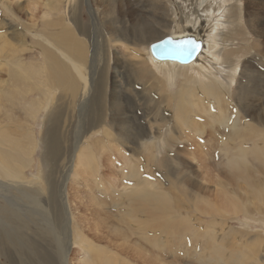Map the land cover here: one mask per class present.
<instances>
[{"label":"rangeland","instance_id":"1","mask_svg":"<svg viewBox=\"0 0 264 264\" xmlns=\"http://www.w3.org/2000/svg\"><path fill=\"white\" fill-rule=\"evenodd\" d=\"M38 1L36 3V0H0V37H2L0 61L3 58L7 62H13L11 65H19V76L24 75L20 73L25 71L28 74L23 78H8L7 71L9 73L10 69L7 70L5 66L3 69L0 68V84L3 87V92L0 94V126L10 127L12 131L22 128L25 132L30 130L33 132L37 148L35 147L32 163L24 171L25 178L38 180L41 176V186L43 192L50 196L49 205L53 215L60 220L63 215L64 218L67 216L66 220L63 219L68 223V228L67 226L65 228L61 222L56 226L50 218V224L55 231L47 235V238L51 239L54 234L60 245H64L67 241L63 262L57 257L53 245L48 248L45 242L41 241L40 235H32L33 241L26 238L21 240L32 242L38 247L43 242L44 245L40 246L46 250L37 253L43 257L46 256L45 264H82L85 260L87 262L94 260L95 263L97 254L103 258L110 253L117 255L119 259L122 257L121 261L125 260L122 261L124 264L127 262L128 264H222L221 260L214 257L209 260V255L214 256V253H211L213 252L211 247L217 246L223 238L226 254H224L225 249L221 252L225 257L232 253L231 248H233L239 252L242 264H264V217L259 218L257 212L252 218L245 217L241 207H238L248 206L249 210H253L261 203L247 193L241 180L236 182L229 180L231 173L228 168H225L227 166L221 153V149L225 146L221 142L224 140L223 133H221L220 141L213 140L209 144L206 143L207 138L210 137H208L209 128L207 127H210L208 123L212 122L211 117L219 116L217 108L214 106L208 111L206 117L200 114L201 110L198 112L200 128L196 130L186 125L192 119L195 109L188 115V121L182 122L177 119L178 113L182 114V109L173 101L172 95L178 92L179 87L190 81L198 82L197 79L202 81L203 77L193 74L190 66H188L190 71L181 70L176 76L173 75V78L166 76L165 79V73L158 71L154 66L155 72H152L148 57L149 50L147 51L146 46L167 33L177 35L184 31V27L189 26L186 20L181 18L180 11L174 16L172 22L166 23L167 26L159 23L158 16L165 13L163 9L160 11L161 4L163 2L166 4L168 1V6H171L173 0L171 4H169L170 0H123L124 4L118 7L119 11L125 13L126 22L131 23L130 25L135 27L134 31L140 33L136 43L137 46H141L140 49H137L135 43L131 44V47L127 46L129 42L125 39L130 38L131 33L126 29L123 33L125 38L122 39L123 44L113 42L108 37L101 12L93 13L88 0H78L80 3H77L75 8L72 7V3H68L69 0H62V6L57 12L62 10L63 14L57 13L48 18H64L65 16L64 23L72 25L74 17L71 13L80 12L82 21L74 29L82 40V45L86 46L82 73L86 75L83 76L92 87L85 98H81L82 90L76 96H73L71 92L68 94L63 92L61 88L51 90L50 94L54 96L53 102L59 109L53 107L52 110L59 115L54 113L48 131H45L48 126L45 121L47 111L41 110L38 113L43 104L37 107L29 106L33 100L43 101L41 94H43L44 85L39 84V74L44 75V73H41L39 68L44 66L45 51L48 49L40 37L49 38L55 31L53 27L49 29V26L44 24L48 18L43 14L49 12V7L45 0ZM105 1L107 4L109 0ZM191 1L189 3L198 8L194 14L201 13L200 8L207 5V2L199 5L200 0ZM130 2L132 5H129ZM214 9L215 13H212L214 20L209 21L207 25L204 23L203 27H196L195 30L200 36L205 38L206 35L209 39L207 34L215 28L216 20L219 24L218 32L221 34V40H224L226 44V48L218 52L219 57L223 58V67L229 71L232 64H238L234 70V81L226 77V72L220 70L222 72L219 76L223 83L230 81L227 99L232 101V104H227L229 109H226L224 113L227 115L233 112L234 107H237L236 109L240 112L255 110L259 113L264 108V0H221ZM83 15L86 17L84 18ZM92 22L97 36L94 47L92 43L87 42L88 39L91 41L94 39ZM147 31L150 32L147 33ZM53 53L58 57L54 50ZM135 55L141 56V59L135 58ZM143 57L148 61L147 64L136 63L143 60ZM199 58L202 59V57ZM204 58L202 63L206 64L208 69L216 67L215 61L211 62L207 57ZM196 62L194 65L198 66ZM141 66L146 68L143 69ZM141 70L142 72H139ZM191 73V77H188ZM194 75L196 78H193ZM100 88H102L101 93L98 91ZM119 89H122L121 92H116ZM95 93L102 96L100 108L103 107V109L99 113V115L102 113V118L98 117L96 112L98 101L94 100V96L97 97ZM44 98L48 99L46 96ZM87 98L90 99L87 100ZM46 107L47 105H43V108ZM224 108L225 106L219 111H223ZM57 117L59 119H55ZM98 119H101L102 123L98 122ZM244 120L257 125L246 117ZM212 123L215 127L219 125L216 122ZM104 129L110 133V137L105 135ZM199 130L205 132L201 138L196 135ZM190 136L198 138L196 142L199 140L197 144L200 146L196 145V142L192 144L193 139ZM150 137L154 139V143L151 142ZM202 139H204L203 142ZM201 142L204 146H201ZM211 148L212 150L209 151ZM213 150H217L216 154ZM81 151H83V160L79 167L75 165L74 159ZM71 159L73 161L71 168H74L76 172L64 167V164H70ZM187 162H191V175H187L188 170L183 167L188 164ZM214 162L218 164L215 166ZM249 165L254 171L255 162L249 161ZM132 166L138 170V176H125ZM251 173L255 178L258 179L259 176L260 179V172ZM141 180L143 183L150 182L149 190L158 192L160 195L164 194L165 196H162L167 201L171 200V218L174 217L175 220L184 218L188 223L190 230L185 237L187 247L175 245L172 241L162 247L160 243H162L161 240L163 241L164 234L160 236L159 231L153 234L152 231L143 232L134 227L136 217L134 215L137 211L132 209L127 190ZM219 183L228 186V191L235 194L237 201L243 197L245 199L240 200L238 206L231 208L232 206L230 207L224 201L225 194H221L222 189ZM2 191L8 198L6 202L9 205L12 206L14 203L11 195L15 194L19 199L18 208L27 206L22 202V195L16 191L12 192L13 189ZM43 192L40 189V193L43 194ZM59 196L62 197L63 205L58 203L61 200ZM230 199L233 205H237L235 198ZM38 200L43 203L41 198ZM44 206L46 208L45 204ZM42 209L41 206L36 208L29 206L21 210L26 214L32 210L33 216H36L35 222L31 221V216L27 217L31 229L45 233L47 227L38 226L39 222L46 224L42 220L48 219ZM19 213L21 214V211ZM10 217L12 220V216ZM243 233L246 235L243 236ZM212 235L216 238H212ZM44 236L46 233L42 234V238ZM196 237L197 240H195ZM206 245L211 246L208 248ZM90 246L92 249L87 250L86 248ZM203 246L204 248H201ZM1 247L3 246L0 245ZM96 250L99 252L95 253ZM3 251H5L4 255L0 252V264H7L10 259L14 262L19 259L24 262L29 260L19 257L13 249L6 247ZM119 259L117 264H121ZM33 263L32 261L31 264Z\"/></svg>","mask_w":264,"mask_h":264},{"label":"bare ground","instance_id":"2","mask_svg":"<svg viewBox=\"0 0 264 264\" xmlns=\"http://www.w3.org/2000/svg\"><path fill=\"white\" fill-rule=\"evenodd\" d=\"M37 1L38 0H36V3H37ZM88 1H89L90 8L93 11V13L96 14V13L101 12L102 22L104 24L105 29L108 31V37L113 42L123 44L122 39H125V38H123V33L126 29L127 31H129L131 33V37L125 39L129 42L127 44V46L131 47L130 45L135 43V46L137 47V49H140L141 46L139 47L136 45V43L138 42V39L140 38V35H139L140 33L138 34L137 32L134 31L135 27L130 25L131 23L126 22L127 18H126L125 13L119 11V9H118V7L120 5L124 4L123 0H109L107 4H106L105 0H88ZM176 1L177 0H173V3H172V0H170L169 4L172 3L171 6H168V4H167L168 1H166V4H164V2L162 1L163 3L160 6V11L163 9L165 11V13L164 14L161 13L158 16L159 23L162 26H167L166 23L172 22L174 19V16L177 14L178 11H180L179 13L182 15L181 18L183 17L186 20L187 24H189L188 28L184 27V31H182L181 33H178L177 35H173V34L169 35L168 33H167V35L172 39V41H174L176 43L194 44L198 48V52L196 54V57L194 59H192L191 61H189L187 63H179L175 60H158L150 54V52L148 51L149 49L147 48L149 61L151 62L150 64L152 65V67H151V69L153 70L152 72H155V70L153 69V66H154L158 71L165 73V79H166V76L173 78V75L176 76V74H178L179 71H181V70L190 71L188 69L189 68L188 66H190L193 69V71H192L193 74L199 75L200 77H203L202 81L200 79H197L198 82L192 83L193 81H190L189 83H186V85L179 87L178 92L174 93L172 95L173 101L177 105L181 106V109H182V114L178 113L177 119L179 121H182V122L186 121L188 115L193 111V109H195L196 111H194L192 113V119L189 122H187L186 125H187V127L191 128L193 130H196V129L200 128L199 124H198V121H199L198 112L201 110L200 114L202 113L206 117V115L209 113L208 111H210L214 106L217 108V110L219 112L218 113L219 116L217 114L218 117H216V118L211 117L210 120H212V122L218 123L219 128L215 127L213 125V123L210 121V123H208V124H210L209 125L210 127H207V128H209L208 129L209 134L208 133L207 134H208V137L209 136L210 137L207 138V141L206 140L205 141H206V143L208 142V144L211 143L213 140L214 141L215 140L220 141V139H222L221 133H223L224 140H222L221 142L225 146L223 148L220 146L222 148L221 149L222 152L221 151L220 152L222 153V159L225 160L224 162L227 166L225 168H228V171L231 173L229 175V180L231 182H236V181L241 180L243 182V184L245 185L244 188L246 189L247 193L251 197H253L254 199H258L261 204L259 206L257 205L258 207H255L253 210L250 209L251 211L248 209V206H243V208H242V206H238V202L240 204V200L243 201V199H245V197H243V199H240L239 201H237L236 200L237 197L235 196V194L228 191V186H224L221 183H219V186L222 189L221 194L222 195L225 194L224 201L227 204H229L230 207L232 206L231 208H233V206L234 207L238 206L239 208L241 207L240 209H242V212H243L245 217L252 218V217H254L255 213L257 212L259 214V218L262 219L264 217V108H262V111L257 113L255 110H243L240 112L239 110L236 109L237 107L236 108L234 107L235 110L233 112L231 111L227 115L224 113L226 109H229L227 104H232V101L227 99L229 97V93L227 92V90L230 88V81L223 83L219 74L222 71H224V72H226V77L232 78L234 81V78H235L234 70L236 67H238V64L237 63L232 64L231 69L229 71H226L224 69L223 64H222L223 58L219 57L218 52L222 48H224V47L226 48V44L224 43L225 42L224 40H221V37H220L221 34L218 32L219 24L216 20H215V28L212 29L211 31H209L207 34V35H209V39L206 37V35H205V38L200 36L199 32L195 30L196 27H198V26L203 27L204 23L207 25V23L209 21L214 20L213 14L215 13V9H214L215 5L217 3H219V1H221V0H200L199 5H202L204 2L205 3L207 2V5L204 4L205 6L203 5L204 7L200 8L201 13H199V14L198 13L194 14V13H196L198 8H196L194 6V4L189 3L191 0H183V1L179 0L178 2H176ZM45 2L47 4V6L49 7V12L47 11L48 13L43 14L46 18L50 17L51 15L53 16L57 13L60 14L61 12L63 14L62 10L60 12H57L62 6L61 5V3L63 2L62 0H45ZM154 2L156 3V1H154ZM191 2H193V1H191ZM68 3H72V7L75 8L77 3H80V1L69 0ZM157 4H158V2H157ZM129 5H132V2H130ZM212 10H213V12H212ZM223 11H224V9H223ZM64 13L66 14L67 12L65 11ZM71 15H73V17H74L72 19V25L64 23L63 19H65V16H64V18L63 17L62 18H58V17L57 18H54V17L48 18L44 22V24L46 26H49V29H52L51 27H53L55 29V31L53 32V34L49 38L40 37V39L44 42V44H46V47L48 49L46 51L44 50L46 53L44 66L42 68H39V69H41V73H44V75H45L44 76V75L39 74L40 75L39 76V78H40L39 84L42 86L44 85L43 94H41V95H43L42 96L43 101L41 99L35 98L36 100H33L29 106L37 107V106H40L42 104L47 105L46 108H43V105H42V107L38 111V113L41 110L47 111L45 121H47L48 126H47L45 131H48V128L50 126V122L52 124L51 119H52V116L54 115V113L59 115L57 112H54V110H52L53 107L57 110H59V109L57 106H55V102H53L54 96L52 97V95L50 94L51 90H55V88L56 89L61 88V90L63 92H65L67 94L69 92H71L73 94V96H76L78 94V92L80 90H82L81 98H85L87 96V94L89 93L90 87H92L91 84L88 83L86 77L83 76L85 74L82 73V65H83L82 61L84 59V50L86 49V46L82 45V40L78 37L76 29H74V27H76V25L80 21H82L80 18V12L77 13L76 11H73L71 13ZM83 16H84V18L86 17L85 15H83ZM215 16H216V14H215ZM59 17H60V15H59ZM185 20H183V21H185ZM151 21H154V20H151ZM114 24H116V25H114ZM86 25H88L87 22H86ZM151 28H152V26H151ZM186 28H187V30H186ZM91 29H92V32H94V39L92 41L88 39L87 42L88 43L90 42V44L92 43L91 45L94 47V44L97 43V36H96V32L94 31V23L93 22H92ZM164 29H166V27H164ZM148 32H150V31H147V33ZM163 36H166V35H163ZM149 37H150V35H149ZM83 38H85V37H83ZM0 39H2V37H0ZM144 39H146V38H144ZM192 42H194V43H192ZM4 43H6V41H4ZM6 45H4V46H6ZM143 47H145V46L143 45ZM146 47H149V45ZM53 50L57 53L58 57H56L54 55ZM134 50H135V48H134ZM140 57L136 56L135 58H140ZM199 57H202V59H200ZM204 57H207L208 61H211V62L215 61L216 67L214 66L215 68L208 69L205 66L206 64L202 63L203 60H205ZM135 58H132V59L134 61H136ZM8 61H11V60H8ZM196 61L198 62V66L194 65V63ZM6 62L7 61H5L2 58V60L0 61V68L3 69L5 66V67H7V70L10 69L9 73L6 70L8 78L18 79V78H23L24 75H26V77L28 76L27 71H25L24 73H20V74H24V75L19 76L18 71L20 70V66L19 65H11L13 62L12 63L7 62V64H6ZM197 62H196V64H197ZM9 63H10V65H8ZM136 63H141L143 65L144 63L147 64L148 61L145 60L143 57V60H139ZM149 66L150 65H148V67ZM141 67L144 69L145 66L144 67L141 66ZM138 70H140L139 66H138ZM220 70H222V71H220ZM133 71H135V70H133ZM139 72H142V70ZM140 75L142 76V74H140ZM191 75H192V73L188 77H191ZM195 75L193 76V78H196ZM117 81H119V80L117 79ZM0 83H1V81H0ZM166 85H167V83L165 84V86ZM0 87H2L1 84H0ZM64 88H65V90H64ZM29 90H31V89H29ZM120 90H122V89L116 90V92L120 91ZM98 91L101 93L102 88H100ZM2 92H3V87L0 88V94ZM95 94L97 95V97L94 96V100L96 99L98 101L96 103V112L99 115L100 111H102V109H103V107L100 108V102L102 100V96L99 93H95ZM113 95H116V94H113ZM119 95L121 96V94H119ZM45 96L48 97V99H45L44 98ZM0 97H1V95H0ZM118 98H116V99H118ZM89 99L87 98V100H89ZM76 102H77V100H76ZM224 106H225L224 110L219 111V110H222V108ZM116 111H117V109H116ZM59 117H57L55 119H59ZM98 117L102 118V113ZM244 117L248 118V120H250V121L255 122V124H257V125H254L253 123H249V122L245 121ZM97 121L101 122V119H98ZM216 123H214V124H216ZM94 127H95V125H94ZM16 128H18V127H16ZM120 128H122V126ZM220 128H223V129H220ZM203 130H199L198 133H196L197 131L195 132L196 135L198 136V138H201L203 136V134L205 133ZM103 132L105 133V135L107 137L108 136L110 137V133H107L105 131V129ZM144 134H146V136H148L147 133H144ZM132 136H134V135H132ZM190 137H188V138H190ZM204 137H207V136L204 135ZM34 138L35 137H33V132L31 130L29 132H25V131H23L22 128H20L19 130L16 129V130L12 131V129L10 127L0 126V242L2 243V244L0 243V245L3 246L0 248V252L2 253V255H4L5 251H3V249L7 247V248H10V250L13 249L19 257H25V258L29 259L27 262H24L22 259L16 260V262H14L13 259H10L7 262V264H31L32 261L34 262L33 264H36L37 262H40L39 264H45V257L46 256L43 257L39 253H37L38 251L44 252V250H46L42 247L44 245V243L41 242L40 245H42V246L39 245V247H38L37 245H35L32 242H26V241L21 240L23 238H26L30 241H33L32 235H37V234L40 235L41 241H44L45 245L48 248H50V246L53 245V250H55V252L57 253V255H58L57 257L60 258V261L63 262V258H64V250H65V245H66L67 241L64 243V245H62V244L60 245V243H58V240L56 239V237L53 233H52L53 237L51 239H48L47 235L51 231H55V229H53V226L50 224V222H51V221H49L50 218L53 219L56 226H58L61 222L65 228H66V226L68 228V223L65 221L67 216H65V218H64V215H63V218L65 220L63 218H62L63 220L62 219L60 220L59 217L53 215L52 210H51L50 205H49L50 196L48 194H46V192H43V188L41 186V181H40L41 176L38 178V180L32 179L33 181L27 180L25 178V172L24 171L26 168H28L30 166V164L33 161L32 156H33V153H34L35 147H36V143L34 142ZM115 138H116V136H115ZM191 138L193 139L191 143L195 144L196 139H198V138H195V136L191 137ZM150 140L152 143H154V139H152V137H150ZM203 140L204 139H202L201 141L203 142ZM141 141H142V139H141ZM198 141L199 140H197V142ZM197 142H196V145H198ZM202 142H201V146L202 145L204 146V144ZM198 146H200V145H198ZM211 150H212V148L209 151H211ZM218 150H220V148H218ZM216 151H214L215 154H216ZM44 156L47 159V156L45 154H44ZM188 156H190V155H188ZM249 159H251V160H249ZM82 160H83V151H81L79 154L76 155V157L74 159L75 165L80 167L82 164ZM249 161L255 162L256 167H255L254 171H252L253 167L249 165ZM72 162L73 161L71 159L70 164H68V165L64 164V167L70 168V171L72 169L74 170V168H71ZM184 162H185V160H184ZM187 163L188 164L184 165L183 167L186 170H188L187 175H191V173H190V172H192L191 171L192 166H190L191 162H187ZM217 164H218V162H214L215 166ZM195 171H196V169H195ZM251 172H254V173L260 172V175H261L260 179H259L258 174H257V176H258L259 180L257 178H255ZM194 174H196V173H194ZM131 175L132 176H138V170L136 169L135 166H132V168L130 169V172H128V174H125V176H131ZM142 180H144V178ZM142 180L139 181L137 184L134 183L135 185L132 186V188H129L127 190V196L130 198V201L132 203V209H135L137 211L136 214L134 215V216H136L134 218V223H133L135 226L133 224L132 225L135 228L136 227L139 228L143 232L149 230V231H152L153 234L155 231H159L160 232L159 234H161L160 236H162V234H164L162 236L163 241L161 240L162 243H160L162 245V247L165 245L167 246L171 241L175 245H179V246L183 245V246L187 247V242L185 240V237H186L187 232L190 230L188 223H186L184 218H180L179 220H175L176 218H174V217H173L174 219L171 218V214H170V209L172 208L171 207V203H172L171 200L168 199V201H167V199L164 197L165 196L164 194H162V195H164V196H162L158 192L149 190L148 188L151 186L150 182H148V183L144 182L143 183ZM39 188L42 190L43 194L40 193ZM3 189L4 190L5 189H8V190L13 189L14 191H12V192L15 193V191H16V193L22 195V202L27 206H21V209L22 208H28L29 206L35 207V208L37 206H41L43 208L42 211L47 216L48 219L42 220L46 224L39 222L38 226L44 225L47 227V229L44 231L46 233V236H44L42 238V234H45V233H42L39 231H34L31 229L27 217L31 216L32 217L31 221L35 222L34 219H36V216H33L32 210H29L26 214L24 211H22L20 208H18L20 206V204L18 203L19 199L15 194L11 195V198L14 200V203L12 204V206L9 205L6 202L8 200V198L6 196H4L3 191H2ZM31 190H35L36 192H33ZM103 192H105V191H103ZM241 194H242V192H241ZM243 194L245 195V193H243ZM39 198H41L43 200V203L46 205V208H45L44 204L40 200H38ZM60 198H61V200H60ZM230 198H235V201H237V205H233V201ZM59 200H60V202H58V203L60 205H63V204H61L62 203V197L61 196H59ZM236 209L238 210V208H236ZM18 211L19 212L21 211V214ZM234 213H236V212H234ZM251 214H253V215H251ZM10 216H12V220H11ZM248 225L249 224H247V226ZM113 227H115V226H113ZM112 229H115V228H112ZM72 230H73V228H72ZM211 231L214 232V230H211ZM213 235H212V238L215 239L216 237ZM245 235L246 234L243 233V236H245ZM197 237L195 238V240H197ZM234 237H236V235ZM221 240H222V242H221ZM221 240L218 242L217 246L211 247L212 251H213L211 253H214V256L209 255V260L212 257H214L217 260H221L222 264H242L243 261H241L239 259V252L234 250L233 248H231L232 253L228 257H225V255L222 254V252H221L222 249L223 250L225 249V242H224L225 239L223 240V238H221ZM238 240H240V239L238 238ZM194 245H196V244H194ZM232 245H234V244H232ZM188 246L190 247V245H188ZM210 246L211 245H208V246L206 245V247H208V248ZM91 247L92 246H90V248L87 247L86 249L87 250L92 249ZM171 247H172V244H171ZM201 248H204V246ZM174 249L175 248H173V250ZM203 251H204V249H203ZM94 252L98 253L99 250H96ZM46 254H48V253H46ZM224 254H226V249H225ZM97 255H98V257H97V260H95V263H94V260L91 262H87V260H85L82 264H117V261L120 258V257L117 258L116 257L117 255H111V253H110V255L106 254L107 256L104 255L105 257H103V258H100L99 254H97ZM47 257H49V256H47ZM227 258H229V259H227ZM121 259H122V257H121ZM121 259H119V260L121 261ZM122 261L120 263L124 264V263H122ZM126 264H128V262ZM204 264H209V263H204Z\"/></svg>","mask_w":264,"mask_h":264},{"label":"water","instance_id":"3","mask_svg":"<svg viewBox=\"0 0 264 264\" xmlns=\"http://www.w3.org/2000/svg\"><path fill=\"white\" fill-rule=\"evenodd\" d=\"M150 54L158 60L187 63L196 57L198 48L191 43L179 44L166 35L149 44Z\"/></svg>","mask_w":264,"mask_h":264},{"label":"snow or ice","instance_id":"4","mask_svg":"<svg viewBox=\"0 0 264 264\" xmlns=\"http://www.w3.org/2000/svg\"><path fill=\"white\" fill-rule=\"evenodd\" d=\"M192 43H194V42H192Z\"/></svg>","mask_w":264,"mask_h":264}]
</instances>
